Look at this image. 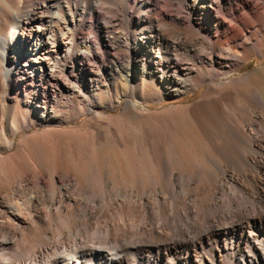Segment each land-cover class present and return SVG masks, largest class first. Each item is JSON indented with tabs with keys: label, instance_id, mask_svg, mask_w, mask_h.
<instances>
[{
	"label": "rangeland",
	"instance_id": "1",
	"mask_svg": "<svg viewBox=\"0 0 264 264\" xmlns=\"http://www.w3.org/2000/svg\"><path fill=\"white\" fill-rule=\"evenodd\" d=\"M21 1L23 6L31 3L30 7L43 3V0ZM47 3L52 5V11L59 10L69 18L67 25L75 24L73 42L61 37L59 43L72 42L73 51H87L84 55L72 53L69 83L49 88L46 99L45 83L22 82L21 87L0 84V264H6L7 258L17 264L28 251L49 248L60 235L61 242L71 244L74 235L83 236L86 242L91 239L95 247L106 246L110 250L113 246L110 238L116 234L110 231L111 237H104L107 232L103 225L123 220L126 233L121 234L132 237L128 254L117 248V256L125 259L127 256V260L133 261L138 251L148 256L152 250L166 247L165 256L170 260V251L179 250L184 240L200 236L190 237L198 234V230L186 227V217L177 225L185 227L188 237H169L167 242L155 243L147 235L133 234V225L146 223L147 231L154 223H170L172 216H185L187 207L197 205L209 212L220 200L228 205L229 180L212 166L211 159H218L182 108L194 107L205 97L220 96L230 82L248 76H255L256 94L264 95V0H236L230 8L227 4L222 6L215 16V6L202 8L196 0H47ZM81 14L85 22L79 26L77 17ZM215 21L222 23L215 25L217 32L210 36L215 30L209 25ZM228 24L243 29L242 36L228 43L215 42V35L230 30ZM246 39L249 46L261 39V46L257 50H244L242 42ZM148 43L150 53L162 59L173 56L184 63L185 70L191 69L185 82L180 80L171 86L162 82L165 80L160 76L171 77L174 69L164 72L162 66L147 60L149 57L143 55L142 49L137 51V46L144 49ZM229 53L235 55L236 63L232 66L219 63V58L232 59ZM43 63L45 67L51 64L49 60ZM128 69L130 82L125 77ZM254 99L243 96L242 107L230 100L226 101L230 108L224 106L246 132L249 114L263 121L262 108ZM219 111L213 113V125L222 128L217 120ZM216 128L219 129L209 127L212 133ZM158 132L165 137L164 158L169 173L161 169L158 157L162 153L152 141ZM251 134L259 138V133ZM52 197L60 209L50 206ZM100 197L109 204L88 207V199ZM242 198L240 201L247 200ZM229 207L222 208L227 216L235 211ZM10 210L19 212L25 220L9 223L6 214ZM220 213L210 216L220 226L229 227L223 218L225 214ZM204 224L207 226L199 222L195 227L203 228ZM162 231L163 235H170L177 230L162 227ZM98 233L102 236L97 239ZM226 233L230 241L231 236ZM87 236L91 238L87 240ZM206 237L209 243L216 242L212 233ZM113 247L110 253H114Z\"/></svg>",
	"mask_w": 264,
	"mask_h": 264
},
{
	"label": "bare ground",
	"instance_id": "2",
	"mask_svg": "<svg viewBox=\"0 0 264 264\" xmlns=\"http://www.w3.org/2000/svg\"><path fill=\"white\" fill-rule=\"evenodd\" d=\"M235 1L236 0H196L197 3H201L202 8L215 6L216 10L214 11V16L216 15L217 10H221L222 6L227 4L229 6L228 8H230V6L235 3ZM21 2V0H0V84L2 87L12 84H14L16 87H21L22 82L23 85L45 83L47 90L44 93V98L46 99L49 88L55 87L56 85L63 86V84H65L66 82L69 83V70L71 69V66L69 65V59H71L70 57L72 53L74 52L73 54H76L77 52V54L79 55H84L87 50L77 49L76 51H73L72 42L74 39V34H72V29L73 27H75V24L72 26L67 25L69 18L65 17L63 15V12L59 10L52 11V5L47 3V0H43L42 5H33L32 7H30L31 3L29 5L27 4L28 6H23ZM24 2H26V0H24ZM77 18V25H84L85 16L81 14ZM57 23H64L65 26H59V28H56L55 24ZM219 23L222 22L215 21L212 25H209V27L215 30L210 36H213L217 32V28L215 27V25ZM228 25L230 30H226L224 33H221L219 35H215L217 40L215 42L228 43L231 41H236L242 36L243 29L238 27L235 28L230 24ZM35 36L36 40L33 41V37ZM61 37L68 38L72 42L68 44H65V42H62L63 44L61 42L59 43V38ZM247 39H252V37H248ZM247 39L242 42L244 50H257L261 46V39H257V42L251 43L250 46ZM82 41L87 42V40L85 39ZM49 45H51V48H47L49 47ZM145 46L146 48L144 49L142 45L137 46V51L142 49L143 55L145 57H149L147 59L149 62L160 67L162 66L161 68L164 72L174 69L171 77L165 78L163 74L160 76L162 80H165L162 82L166 86L176 84L177 82H180V80L183 82L186 81V78L189 76L191 69L185 70V68L183 67L184 63L181 60L173 56L162 59L159 55L150 53L151 51L149 50V43L145 44ZM27 47L29 48V51H25ZM149 53L151 54V56ZM228 55H232V59L221 60L218 57L220 60L219 63L226 62L228 63V66H232L233 64H235L236 60L235 58H233L235 57V55L230 53ZM205 58H208L206 57V54ZM44 60H49V63H51L49 67H45V64L43 63ZM34 62L38 63V65H34ZM80 65L82 64L80 63ZM80 70H82V68H80ZM134 71H137V67L135 66ZM130 72L131 70L128 69L125 72L126 76L123 74V76L126 77L127 82H130V79L128 78ZM180 76H182L183 78L181 79ZM171 89L173 90L174 88H169L170 91ZM243 96H249V98L250 96H252V98L255 97L262 108V113L259 112L258 114L261 113L260 115L262 116L263 121H258L259 119H257L256 117L254 118L252 114H249L250 122L245 121L247 122L246 125H248L249 127L248 132L243 130L242 126L234 122V116L232 117L231 112L229 110H226L230 108L229 105L226 104L227 100H230L233 105H239L238 107H240L242 105L240 99L241 97L243 98ZM224 100V105H222V102ZM1 103L2 100L0 94V105ZM44 104L47 105L46 103ZM224 106L226 109L224 108ZM182 109L187 110V116L194 120L195 124L198 127V130L201 133L200 135L202 136L203 141L210 146V149L213 150V153L215 154L218 161H222V163H219L218 161H213V159H211V164H213L212 166H214L222 174L226 175L229 180L231 193L226 195V201L228 205H224L220 200V203H218V205L217 203L214 204L216 206L214 207L215 209L213 208V210L209 212H206L204 210V207H198L197 205L196 207H187L186 210L184 209L185 216L183 214H181L180 217L172 216L171 220L168 221L170 223H166L164 221H161V223L158 224L154 223L147 231L146 228L148 226L145 227L146 223H135L136 225L133 223L134 227L132 228V232L133 234L140 233V235H147L151 237L150 241L155 243L167 242L169 237L187 238V231L184 230L185 227L181 228L177 225L178 221H182L183 218L186 217V227L190 226L191 229L198 230V234L190 237L194 238L196 235H200L199 237L193 240H184L182 243H180L179 250H173L169 252L170 260H168L167 256H165L168 249L164 247L163 249L156 248L152 250L151 254L148 256H144L142 251L136 250L138 251L137 259L135 258L133 261H130L127 260V256L125 259V256L123 258L120 253V256H117L118 254L116 252L117 248H120L119 250L122 249L121 251L123 252H127L129 250L128 248L130 247L129 244L130 237H132L130 236L131 234H121L122 232L126 233L125 226L124 224H122L124 222L123 220V222L121 221L122 223H103V227L107 232V235L104 237H111V235L109 234L110 231L116 234V236L110 238V244L113 243L112 245L114 246H111L110 250H112L113 247L114 253H110L112 251L107 249L110 247H95L96 245L94 246V244L92 243L90 239L91 237L89 238L87 236V240L88 238L90 239L89 241H87V243L86 240H83V236L74 235V237L72 238L73 241L71 242V244H68L67 242H61L62 237L59 234L60 236L59 238H57L58 240L52 243L50 247L48 246L49 248H46L47 246H44L40 247L38 249L39 251L37 250L38 252L33 251L31 253V251H28L29 253H23V255H25L22 256L23 260H21V262L19 263L264 264V95L259 96L258 94H256L255 76H248L245 79H235L230 82L228 88L224 89L220 96L205 97L199 104L195 105L194 107L188 106ZM216 109L220 110V115H218L219 117L217 120L218 123H221V126L222 128H224V130L220 126L213 125L212 117ZM209 127H219V129L216 128V132L214 131V133H212V130L209 129ZM209 130H211V132ZM251 132L259 133V138L254 137ZM163 138H165L163 137V134L158 132L157 136H155V139L153 138L152 141L156 143L155 145L162 153V155L158 157V159L161 161V169L164 172L169 173V169L166 164L167 160H165L164 158V151H166V142ZM73 184L74 183L72 182L71 185ZM66 185L71 186L70 184ZM242 197L247 200L240 201ZM88 202V207L92 209L100 204H107L108 200H106V198L104 197H100L98 200H93L90 198L88 199ZM247 203L249 204L247 205ZM56 204L57 201L52 197L50 206H53L54 209H60L61 206ZM227 206L235 208V211L232 210L233 214H231L230 216H227L228 214L226 215V213H224L225 211H222V208H227ZM215 212H221L225 214L223 218L224 221L230 224L229 227H222L217 223V221L213 220V216L210 215H215ZM90 213L92 214V212ZM187 217H190L189 223L187 221ZM6 218L9 223L17 222L20 220L21 222H23L25 220L22 214L20 215L19 212L14 210H10L6 214ZM85 219L87 220L86 216ZM115 220L117 221V219ZM199 222L207 223V226H205L206 224H204L203 228L195 227V224ZM241 224H244L245 226L242 227L240 226ZM221 225H224V223ZM96 226L97 225H95L94 227ZM162 227L170 228V230L172 231L176 229L177 231L176 233L173 232L170 235H163L161 233L164 231H162ZM226 232H228L231 236L230 241H227L226 239ZM208 233H212L213 235H215L216 242L214 244H211L207 241L206 236ZM97 236L98 237H95L98 239L102 236V234H100L99 236L98 233ZM95 239L92 238V240L94 241ZM89 242L91 244H89ZM86 244H89L87 245L88 247L85 246ZM195 246L199 247V249L197 250ZM6 260V264H13V262L11 261L12 259L10 260L7 258Z\"/></svg>",
	"mask_w": 264,
	"mask_h": 264
}]
</instances>
